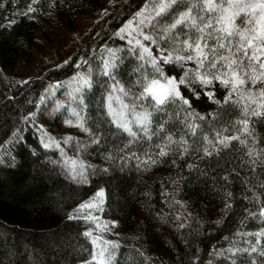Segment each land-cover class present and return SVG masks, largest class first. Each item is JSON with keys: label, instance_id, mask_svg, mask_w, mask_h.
I'll return each mask as SVG.
<instances>
[{"label": "trees", "instance_id": "trees-1", "mask_svg": "<svg viewBox=\"0 0 264 264\" xmlns=\"http://www.w3.org/2000/svg\"><path fill=\"white\" fill-rule=\"evenodd\" d=\"M149 1L0 0V264L90 261L89 223L73 212L99 190L114 223L107 264H264V235L256 247L243 240L264 230V114H254L264 82L221 83L219 57L240 37L215 39L218 18L238 9L175 0L158 31L140 27L148 38L122 34ZM254 20L240 11L234 24L243 32ZM197 38L210 52L203 64L187 59ZM84 65L92 75L76 108L87 137H44L31 123L43 91ZM166 79L187 104L140 94Z\"/></svg>", "mask_w": 264, "mask_h": 264}, {"label": "rangeland", "instance_id": "rangeland-1", "mask_svg": "<svg viewBox=\"0 0 264 264\" xmlns=\"http://www.w3.org/2000/svg\"><path fill=\"white\" fill-rule=\"evenodd\" d=\"M226 1L228 2V0ZM249 2L256 3L258 0H243V3L240 4V7L242 8L244 4ZM165 4L168 6L165 7L164 10H166L171 4L170 0H150L147 2L136 15L135 21L129 26H126L125 33L122 32V34H127L128 36L136 34L137 37H143V39L148 38L146 34H142L140 27H145L152 31H158L159 28L157 27V17L161 13V7ZM241 12L245 13L246 15H250L255 19L258 18L260 14L259 11L252 13L250 8H245ZM91 75V66L84 65L70 78H67L61 82L55 81L48 84L46 89L43 91V94L37 105V109L31 119V123L35 125L38 132L42 133L44 137L69 133L74 134L76 138L80 139H85L87 137L88 131L79 117L76 104L81 89L84 87L86 82H88ZM167 80L169 79L159 81L162 84H166ZM150 83L141 89V95L150 96L145 91L146 87ZM58 114H61V117L56 118ZM118 119V121L121 123H124L125 121L123 114H120ZM127 123L129 125V122ZM138 124L139 122L135 120L134 125L130 123V128L133 126L136 127ZM101 192L103 193V196L99 195ZM104 201L105 193L103 190H99L93 197L79 204L73 212V216L82 217L88 221L89 228L87 229V234L89 235V238L95 248V254L93 258L83 264H97V261L101 259L100 253L103 252L105 255L108 245L113 239L114 223L104 218L102 215V206ZM86 205L94 206L85 207ZM263 235V229L251 231L245 235L243 240L247 245L256 247ZM102 259L105 261L104 256ZM105 264H107L106 261Z\"/></svg>", "mask_w": 264, "mask_h": 264}, {"label": "snow or ice", "instance_id": "snow-or-ice-1", "mask_svg": "<svg viewBox=\"0 0 264 264\" xmlns=\"http://www.w3.org/2000/svg\"><path fill=\"white\" fill-rule=\"evenodd\" d=\"M171 3H175V0H170ZM243 3V0H228L229 9L237 8V11H232L230 14L222 15L218 18V23L226 25L225 27L219 29L224 35L222 37H216L218 41L225 40L228 37H232L233 35H238L240 37L239 46L236 49V53H241L243 57L247 58L248 63L245 64L243 59H239V57L233 58L236 56V53H233V56H224L220 55L219 61H226L225 67L229 69V72L226 73L228 79L221 80V83L227 85L232 83L234 85L233 90L238 87L245 85L246 81L244 77H248L253 83H255L258 79L261 82H264V0H258L256 3L249 2L244 4L241 8L240 4ZM168 5L165 4L161 7L160 11L163 12L164 8ZM217 7L216 0H207V10L213 11ZM222 7V6H221ZM245 8H250L252 13H256L259 11V16L254 21H250L255 24V27L251 29H246L245 31H239L235 24L234 18L240 14V11H243ZM190 15V14H186ZM185 17H181L177 23H181ZM176 25H172L174 28ZM213 25L209 21L205 23L204 27L198 28V31L203 33L205 28H212ZM187 49L192 50L196 53L195 56H189L187 59H195L198 63L203 64L205 60L208 59L210 52L205 51L208 48V45L203 43L201 38H197L196 41L191 43L185 42ZM219 48L224 49L225 44L223 42L219 43ZM231 51V49H227ZM251 50V52H249ZM211 54H215V50H210ZM178 59H185L184 57H178ZM219 61H211L209 60L210 68H215L216 63ZM166 62L168 59L166 58ZM255 62V63H253ZM259 66L260 71L257 72V67ZM246 69H251V72ZM159 71V70H158ZM242 73V74H241ZM162 74V73H161ZM216 79H220V77H216ZM202 83H210L209 80L201 78ZM87 83V82H86ZM183 83V81H180ZM158 90V91H157ZM145 91L155 100L157 105H163L169 100H175L176 98H180L183 100V103L187 104L188 101L184 100L183 97H180V93L176 86L175 80H167L166 84H162L159 80H152L151 83L146 87ZM260 97L264 99V91L260 92ZM260 108H264V103L260 104ZM255 115H262L259 111L254 112ZM100 196H103V193H99ZM94 205H86L85 207H92ZM104 253H100L101 259L97 261V264H105V261L102 259Z\"/></svg>", "mask_w": 264, "mask_h": 264}]
</instances>
